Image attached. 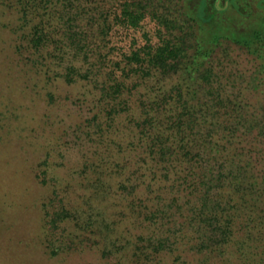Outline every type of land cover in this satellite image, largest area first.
I'll use <instances>...</instances> for the list:
<instances>
[{
  "label": "trees",
  "instance_id": "1",
  "mask_svg": "<svg viewBox=\"0 0 264 264\" xmlns=\"http://www.w3.org/2000/svg\"><path fill=\"white\" fill-rule=\"evenodd\" d=\"M0 7L7 75L19 69L24 91L43 99L42 130L58 133L36 170L50 191L51 255L90 247L117 264H264V0ZM225 40L259 67H229ZM71 104L89 113L73 126L91 150L68 166L55 114Z\"/></svg>",
  "mask_w": 264,
  "mask_h": 264
},
{
  "label": "rangeland",
  "instance_id": "2",
  "mask_svg": "<svg viewBox=\"0 0 264 264\" xmlns=\"http://www.w3.org/2000/svg\"><path fill=\"white\" fill-rule=\"evenodd\" d=\"M4 34H0V44L5 39ZM225 45L230 47L228 60H234L227 64L229 67L240 66L248 76L259 67L261 61L246 47L227 40ZM13 70L6 55L0 53V75L5 74L0 88V264H117L114 259L103 258L96 248L69 250L55 256L46 248L43 202L50 191L39 184L36 170L38 157H45L42 146L49 145L47 135L51 132L49 127L42 130L48 126L43 99L31 91H24V78L17 74L19 69L15 75H7ZM11 86L16 87L22 102L16 103V99L11 100L7 95ZM262 96L264 100V94ZM88 116L85 108L74 104L68 111L60 108L55 114L65 129L60 147L64 154L62 161L68 166L91 150L84 136L77 138L73 126L74 121ZM54 135L58 133L50 136Z\"/></svg>",
  "mask_w": 264,
  "mask_h": 264
}]
</instances>
